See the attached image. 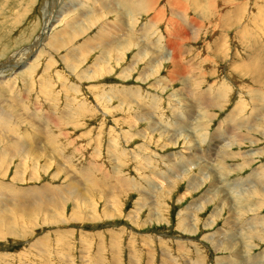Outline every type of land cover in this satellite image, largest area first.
I'll return each mask as SVG.
<instances>
[{"label":"rangeland","instance_id":"1","mask_svg":"<svg viewBox=\"0 0 264 264\" xmlns=\"http://www.w3.org/2000/svg\"><path fill=\"white\" fill-rule=\"evenodd\" d=\"M47 1L0 0V264H264V0H64L28 56Z\"/></svg>","mask_w":264,"mask_h":264},{"label":"bare ground","instance_id":"2","mask_svg":"<svg viewBox=\"0 0 264 264\" xmlns=\"http://www.w3.org/2000/svg\"><path fill=\"white\" fill-rule=\"evenodd\" d=\"M50 3H51V6H50V3H44V5H45V10H43V12H44V14H45V21H44V28H43V35L41 36V38L39 39V41L33 46V49H31L28 53H27V55L29 56V54L35 49V47L37 48L38 46H40L41 44H42V39H45V38H47L46 37V34H47V32H49V28L51 29V26H54L53 25V22L55 21V20H59V19H62V18H64L63 16L64 15H66L68 12H71V9H73V8H75L74 7V4H71V5H67V7L65 8H63V4L64 3H62V2H65L64 0H48ZM47 1V2H48ZM80 1V0H79ZM228 1V0H227ZM234 1V0H233ZM79 3V2H78ZM228 3V2H227ZM83 4H84V2H83ZM60 5L62 6V8H63V10H59L61 7H60ZM76 5H78V4H76ZM99 5V4H98ZM202 5V4H201ZM81 7H82V4H81ZM140 8V7H139ZM155 8V7H154ZM108 9H110V7L108 8ZM153 9V8H152ZM181 9V8H180ZM111 10V9H110ZM178 10H179V8H178ZM74 11V10H73ZM221 11V10H220ZM60 12V13H59ZM111 12H113V11H111ZM137 12V11H136ZM156 12V11H155ZM110 13V12H109ZM77 15V14H76ZM103 17V16H102ZM91 18V17H90ZM92 19V18H91ZM90 20V19H89ZM89 22V21H88ZM91 22H92V20H91ZM121 22V21H120ZM51 23H52V25H51ZM71 24V23H70ZM89 24V23H88ZM124 25V24H123ZM53 28V27H52ZM106 28V27H105ZM91 29V28H90ZM103 29V28H102ZM66 31V30H65ZM116 31V30H115ZM183 31V30H182ZM57 34V33H56ZM123 35V34H122ZM111 38V37H110ZM101 39V38H100ZM42 40V41H41ZM109 40V39H108ZM114 40V39H113ZM41 41V42H40ZM180 41V40H179ZM44 42V41H43ZM173 46V45H172ZM44 47H45V45H44ZM87 47V46H86ZM118 50V49H117ZM25 56V58L24 59H26L28 56ZM21 61V60H20ZM70 61V60H69ZM256 61V60H255ZM9 62H12V61H9ZM242 62V61H241ZM254 62V61H253ZM19 62H17V61H13V64L14 65H12V66H16L17 64H18ZM70 63V62H69ZM76 65V64H75ZM11 66V67H12ZM182 66V65H181ZM10 67V66H9ZM10 67V68H11ZM162 67V66H161ZM2 69L0 70V72L2 71V70H4L3 69V67H1ZM7 68V67H6ZM9 68V69H10ZM11 69H13V68H11ZM10 69V70H11ZM8 70V69H7ZM74 70V69H73ZM72 70V71H73ZM3 72V71H2ZM127 99V98H126ZM190 110V109H189ZM238 113V112H237ZM143 115V114H142ZM255 115H256V113H255ZM234 116V114L232 115V117ZM134 117H136V116H134ZM135 119V118H134ZM47 122V121H46ZM150 123V122H149ZM1 125V124H0ZM135 126V125H134ZM3 128V127H2ZM262 129V128H261ZM165 130V129H164ZM148 131V130H147ZM138 132H140V131H138ZM39 133V132H38ZM141 133V132H140ZM162 133V132H161ZM46 134V133H45ZM185 137V136H184ZM127 138V137H126ZM151 139V138H150ZM160 140V139H159ZM20 141H21V138H20ZM18 142V141H17ZM24 143V142H23ZM15 144H16V142H15ZM173 146V145H172ZM17 149H22V148H24L25 147V145H23L22 143H20V142H18L17 144H16V146H15ZM3 148V147H2ZM5 149V148H4ZM25 150H26V147L24 148ZM229 149V148H228ZM227 149V150H228ZM9 150V149H8ZM30 150H32V149H30ZM14 151V150H13ZM28 151V150H27ZM9 152V151H8ZM33 152V151H32ZM21 155V154H20ZM14 156V155H13ZM15 157V156H14ZM117 157V156H116ZM121 157V156H120ZM18 168V167H17ZM61 168V167H60ZM237 170V169H236ZM91 172V171H90ZM82 174V173H81ZM87 174H88V172H87ZM18 176V175H17ZM22 180V179H21ZM209 180V179H208ZM214 180V179H213ZM97 184H98V182H97ZM131 184V183H130ZM77 187V186H76ZM97 188V187H96ZM103 188V187H102ZM123 188V187H122ZM109 189V188H108ZM166 190V189H165ZM204 190V189H203ZM225 190V189H224ZM48 192H49V190H47ZM47 191L45 192L44 191V195H48L47 194ZM166 192V191H165ZM222 192V191H221ZM33 193V192H32ZM78 193V192H77ZM101 193V192H100ZM30 194V193H29ZM148 194V193H147ZM50 195V194H49ZM52 195V194H51ZM13 196V195H12ZM27 196V195H26ZM31 196V195H30ZM37 196V195H36ZM54 196V195H53ZM264 196V195H263ZM44 198V197H43ZM42 197H40V195L38 194V196H37V198H35L34 200H40L39 201V203L37 204V205H40L39 207H42V208H44V207H46V204L44 203L45 202V200L43 199ZM9 199V198H8ZM27 199H29V197L27 198ZM26 199V200H27ZM53 199H55V196H54V198ZM32 200V199H31ZM253 200V199H252ZM5 201V200H4ZM28 201V200H27ZM50 201V200H49ZM58 201V200H57ZM17 202V201H16ZM32 202V201H31ZM62 202V201H61ZM243 202V201H242ZM60 203V202H59ZM34 204H35V202H34ZM44 204V205H43ZM60 204H62V203H60ZM28 207V206H27ZM1 208V207H0ZM3 208V207H2ZM18 209H20V212L22 211V209L21 208H19V206H18ZM17 209V210H18ZM30 209H32V208H30ZM38 209V208H37ZM252 210H253V208H252ZM255 210V209H254ZM1 211V210H0ZM8 211V210H7ZM26 211H29V210H26ZM32 211H33V209H32ZM218 211V210H217ZM49 212V211H48ZM248 212V211H247ZM5 213V212H4ZM9 213V212H8ZM28 213V212H27ZM30 213H31V210H30ZM233 213V212H232ZM1 214H2V212H1ZM1 214H0V216H1ZM84 217V216H83ZM1 218H3V217H1ZM9 218V217H8ZM230 218V217H229ZM84 219V218H83ZM2 221V220H1ZM0 221V222H1ZM14 222V221H13ZM12 223V222H11ZM10 224V223H9ZM182 225V224H181ZM4 227H5V225H4ZM1 228V227H0ZM253 228V227H252ZM14 229V228H13ZM2 230V229H1ZM10 232H13L14 230H11V228H10V230H9ZM1 234H2V232H0ZM0 234V235H1ZM252 240V239H251ZM257 240V239H256ZM218 242V241H217ZM216 242V243H217ZM230 243V242H229ZM223 245V244H222ZM232 245H233V243H232ZM116 249V248H115ZM199 263V262H198ZM202 264V263H201Z\"/></svg>","mask_w":264,"mask_h":264}]
</instances>
